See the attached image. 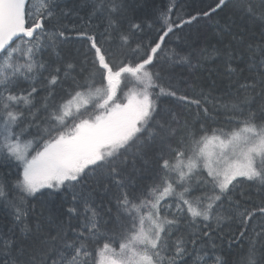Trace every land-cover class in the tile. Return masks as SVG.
Instances as JSON below:
<instances>
[{
  "label": "snow or ice",
  "instance_id": "obj_1",
  "mask_svg": "<svg viewBox=\"0 0 264 264\" xmlns=\"http://www.w3.org/2000/svg\"><path fill=\"white\" fill-rule=\"evenodd\" d=\"M146 7L0 0V264H227L225 235L248 238L240 264H264V31L234 30L238 13L264 21V0H211L188 19L175 0ZM200 19L228 42L194 49L181 33ZM210 56L227 99L189 95L176 73ZM209 104L223 125L202 122Z\"/></svg>",
  "mask_w": 264,
  "mask_h": 264
},
{
  "label": "trees",
  "instance_id": "obj_2",
  "mask_svg": "<svg viewBox=\"0 0 264 264\" xmlns=\"http://www.w3.org/2000/svg\"><path fill=\"white\" fill-rule=\"evenodd\" d=\"M211 0H175L176 3V11L182 12L185 19H188L189 14L195 15L196 10L199 8H203L206 4L210 3ZM170 0H148V7L140 9V13H147L149 15L152 14L153 8H166ZM84 15V13H81ZM173 19H175V13L173 14ZM76 23H79V20H75ZM92 23H97V21H92ZM234 24L236 28H245L249 30V34H254L257 38L261 31H264V21L259 19H250L242 14L238 13L234 17ZM216 27L206 20L200 19L199 21H194L189 27L184 29V33L181 35H187L188 39L194 49L207 48L209 52H211L212 46H221L222 43L226 44L228 42V38H225L223 41H220V38L217 37L214 32L216 31ZM177 41L172 40V46H175ZM80 48V42L78 38L75 36V33H72L69 36V41L64 44L60 51L61 55L66 58L69 56H74L76 54V50ZM195 62V61H194ZM221 61L216 56H210L209 58L203 61V65L201 67H197L191 71L185 68H177L176 73L182 74V76L188 81L189 84L195 85V88H187V92L189 95H194L196 92H199L201 89L205 93L211 91V95L213 97H223L227 99V94L229 93L228 81L223 79L218 73L215 72V69L220 65ZM46 75V73H45ZM38 88L41 87V84L38 82L36 85ZM186 88L183 80L180 82V89L184 90ZM45 93L40 91L37 96V100L39 101L41 97H43ZM122 95V93H121ZM161 103L163 105H172L176 107V110L181 112L182 115H189L185 112V108L181 106L179 101H174L171 98H162ZM259 103V101H257ZM209 115L205 119L203 112H201V120L202 122L208 123L212 127H218L225 123L226 115L222 108L217 105L213 107V105L209 104ZM255 107V105H253ZM196 109L193 106L191 110V114L189 115V119H192V116L195 115ZM199 127V124L196 125ZM140 162H138L139 166ZM8 169L0 167V173L7 174ZM146 175L143 177H137V181L139 183L146 182ZM112 199L111 194H105L97 192L96 194V202L100 203L101 201L105 205V207L109 206V200ZM115 201H112V206L114 207ZM258 223V220L253 221V224ZM6 230V228L4 229ZM228 229L225 228V232ZM251 235V233H250ZM216 244L218 246L217 255L222 256L223 259L227 261V264H240L241 258L247 254L248 250V238L245 237L242 240H232L230 241L228 236L225 235L223 239H217Z\"/></svg>",
  "mask_w": 264,
  "mask_h": 264
}]
</instances>
